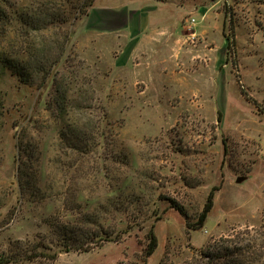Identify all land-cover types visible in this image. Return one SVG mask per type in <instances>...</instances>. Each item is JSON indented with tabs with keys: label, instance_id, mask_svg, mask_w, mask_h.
I'll list each match as a JSON object with an SVG mask.
<instances>
[{
	"label": "rangeland",
	"instance_id": "rangeland-1",
	"mask_svg": "<svg viewBox=\"0 0 264 264\" xmlns=\"http://www.w3.org/2000/svg\"><path fill=\"white\" fill-rule=\"evenodd\" d=\"M110 5L146 14L149 29L133 20L99 30L94 16L82 15L62 24L72 33L63 51L62 33L51 27L33 32L21 60L18 25L0 36L1 52L50 69L44 79L29 68L26 80L0 69V252L19 240L53 250L56 226L131 191L156 212L146 227L29 264L143 263L152 223L158 246L144 264H185L239 232L264 250V0H94L89 11ZM99 131L104 142L83 160L60 139L76 134L93 145ZM212 187L204 226L190 229ZM125 217L102 219L111 229Z\"/></svg>",
	"mask_w": 264,
	"mask_h": 264
},
{
	"label": "trees",
	"instance_id": "trees-1",
	"mask_svg": "<svg viewBox=\"0 0 264 264\" xmlns=\"http://www.w3.org/2000/svg\"><path fill=\"white\" fill-rule=\"evenodd\" d=\"M9 1L0 0V36L5 35L7 30L5 27L7 28L11 24L18 25V36L24 38V46L21 49L19 48L17 52V59L19 60L26 56L30 48H33L30 41L33 32H40L51 27L58 28L62 33L61 45L63 51L72 33L71 30L63 29L62 24H71L74 19L76 20L82 15H88L89 8L94 3V0H41L43 2L40 1L38 8H17L14 4L10 5ZM27 42L28 45L25 46ZM17 59H14V55L5 50L0 51V69L11 71L23 80L31 75L29 68L33 73L45 72L42 75L44 79L50 76V69H44L43 65L39 66L38 62L29 65L26 64V61L24 63ZM54 64H56V61ZM79 135L81 138H86L83 136L84 133H79ZM60 139L64 146L71 151L75 152L77 149V153L81 155L83 160L84 154L91 148L94 150L100 148L104 142L105 134L99 131L94 136L93 145L91 142L86 144V140L82 141V139L76 142L78 140L76 134L62 133ZM71 165H73V162H67V166L70 167ZM215 189L216 187L210 189L196 219L187 221V226L190 229L197 230L204 226L207 215L213 206ZM141 197L142 195L136 191L128 192L126 195L119 192L111 198L109 196L104 203L95 207L91 213L86 212V216L82 221L63 222L60 226H56V229L60 231L56 236L57 240L54 242L55 248L53 250L43 243L28 246L26 242L19 240L12 243L8 249L0 252V264H29L45 260L52 262L56 260L61 252L89 251L93 247L101 245L103 241L118 240L123 233H128L136 226L139 228L146 227V221L155 217L156 212L149 207L145 209L147 204H141ZM162 197L168 201L171 208L181 215L187 216L185 207L178 200L169 196ZM73 205L69 208L74 209ZM141 205H144V207ZM113 211H125L126 217L122 220L119 219L117 226L108 229L103 223L102 217ZM239 233L218 238L208 246L196 251L185 264H264V250L256 248L255 237H244L240 236ZM145 239L144 262L139 264H144L145 259L152 255L158 246L153 223L146 230Z\"/></svg>",
	"mask_w": 264,
	"mask_h": 264
},
{
	"label": "crops",
	"instance_id": "crops-1",
	"mask_svg": "<svg viewBox=\"0 0 264 264\" xmlns=\"http://www.w3.org/2000/svg\"><path fill=\"white\" fill-rule=\"evenodd\" d=\"M145 14V13H143ZM142 14V15H143ZM88 19L94 16V18H90L93 25V28H99V30L109 31V30H120L123 28H127L129 24L133 23V20H135V24L138 26V28L144 29L145 31L149 29L146 23V14L143 16L144 19H141V16L135 12V10H131L123 7V6H113L110 5L108 7H103L98 9H92L88 13ZM89 19V20H90ZM88 20V22H90ZM98 23V24H95ZM95 26V27H94ZM144 35V34H143ZM147 36V33L145 34ZM143 37V39L145 38Z\"/></svg>",
	"mask_w": 264,
	"mask_h": 264
},
{
	"label": "water",
	"instance_id": "water-1",
	"mask_svg": "<svg viewBox=\"0 0 264 264\" xmlns=\"http://www.w3.org/2000/svg\"><path fill=\"white\" fill-rule=\"evenodd\" d=\"M240 180H242V178H241V177H238V178H237V181H240Z\"/></svg>",
	"mask_w": 264,
	"mask_h": 264
}]
</instances>
